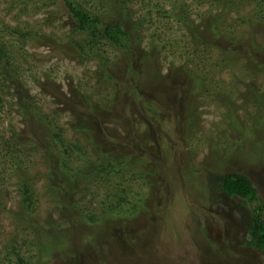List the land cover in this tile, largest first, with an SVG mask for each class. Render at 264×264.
<instances>
[{
	"label": "rangeland",
	"instance_id": "374dc122",
	"mask_svg": "<svg viewBox=\"0 0 264 264\" xmlns=\"http://www.w3.org/2000/svg\"><path fill=\"white\" fill-rule=\"evenodd\" d=\"M75 1L105 22L117 19L101 0ZM132 1L124 18L132 49L102 53L110 61L104 72L97 60L72 53L63 0H0V39L12 60L1 81L0 153L9 140L37 193L31 217H23L10 162L0 188V264H264L248 233L255 210L264 218V20L257 1L238 0L234 8L222 0ZM26 32L31 41L23 40ZM185 66L196 73L190 87L200 86L197 93H188ZM42 117L83 144L92 164L127 161L123 179H113L130 191L122 215L107 211V190L124 197L111 183L89 187L80 178L65 198L93 211L94 224L78 222L51 195L53 152L42 140ZM230 174L249 177L259 200L230 198L222 189Z\"/></svg>",
	"mask_w": 264,
	"mask_h": 264
},
{
	"label": "trees",
	"instance_id": "16d2710c",
	"mask_svg": "<svg viewBox=\"0 0 264 264\" xmlns=\"http://www.w3.org/2000/svg\"><path fill=\"white\" fill-rule=\"evenodd\" d=\"M31 1L35 0H23L24 4H28ZM55 1V0H53ZM67 5L69 11V17L71 19L72 25V34H71V50L72 53L81 57L84 61L97 60L100 63V69L107 70L110 66V61L105 57V55H101L102 53L106 54L107 49L120 51L125 55L129 54V51L132 49V33L128 31L125 24L126 19L129 16L125 11H127V3L133 2L132 0H101L102 7L106 9V13L116 14L117 19L109 22H105L103 16H97L95 12H91L87 7L83 4L76 2L75 0H63ZM224 1L225 6H234L237 3V6L241 3L238 0H222ZM259 7V12L261 18L264 20V0H256ZM174 3H172L173 5ZM177 5V3H176ZM114 7L115 12L112 10ZM118 10V11H117ZM120 17V15H122ZM124 19V20H123ZM181 19L187 22L189 20L185 14L181 16ZM138 26H141L138 23ZM21 35L18 33V36ZM83 35V39H75L74 36ZM23 40L25 42L31 41L32 33L26 32L22 35ZM205 42V41H203ZM154 44V43H152ZM228 54V53H227ZM8 48L5 42L0 39V108L3 106V98L1 97V81L5 77V71L11 68V58L9 56ZM187 73L186 84L187 89L189 88V95L191 93H197L200 89L198 87H190V80H194L196 73L193 72V69H190L188 66L184 67ZM132 73L133 71L129 69ZM109 79H113L112 76H107ZM198 80L195 79L194 82ZM201 81L200 83H202ZM139 91L137 89L134 90V93L138 95ZM150 112L153 114H157L158 110L154 106L146 103L145 104ZM151 113V114H152ZM44 127H48L47 132L43 135L42 138L43 143H46L48 147V151L53 152V167L48 172V178H50L49 186L51 195L55 199H61L60 203H63L65 209L71 210L70 212L74 213V218L81 222L82 224H94L96 223V219L94 218L93 211H87L86 208L82 210H76L75 207H78L77 203L70 202L69 200H65L66 197L71 196L74 189V184L78 183V180L82 178V181L88 182L90 184L89 187L93 185V182H97L103 184V182L111 183L114 186L115 191L118 192V189H121L119 186H123L120 181L113 180L114 178L121 177L123 179V175L125 176V168H126V160L123 158L118 160V164H115V161L107 160L106 163H95L92 164L91 160H86V151L84 149L83 144L77 141H68L64 137V133L59 123L56 120H49L46 117H42ZM15 138V137H14ZM48 143L50 144L48 146ZM11 143L9 140L6 141L4 139L3 145L7 148L5 151L7 154L1 155L0 153V188L7 183V179L4 177L3 170L6 166L10 165V162H13V165H16V170L19 173L17 176L19 178L17 184V193L19 196V207L22 212L23 217L30 218L31 213L35 210L37 204V193L36 188H34V181L29 176V171L25 168V160L23 157L16 156V152L12 153L10 151ZM49 147L52 148L49 150ZM111 154L110 152H105L104 156ZM48 157L52 160L51 154ZM23 160L20 161V160ZM124 159H127L124 157ZM139 161V159H136ZM77 162L74 165V162ZM115 162V163H114ZM49 163L48 165H50ZM88 171V173H86ZM90 171V172H89ZM151 173L154 174L155 171L151 170ZM57 178V179H56ZM56 180V182H55ZM55 182V183H54ZM54 183V184H53ZM124 189V190H123ZM120 190V193L123 196L113 195L111 191L112 189L107 190V203H108V213H119L121 214L122 206L121 204L127 203L129 204V193L130 191L126 188ZM223 191L230 198H238L243 201H258V191L254 186L253 182L249 177L242 174H230L226 175L222 182ZM115 198L117 202L114 206L110 205L111 200ZM129 202V203H128ZM139 203V202H138ZM142 203V201H141ZM144 205V204H143ZM140 209L141 204L138 205ZM137 206L133 207L134 210H137ZM80 207H82L80 205ZM92 208V207H90ZM106 211V213H107ZM248 233L250 239V245L262 252H264V218L262 216L261 210H255L253 215L251 216V221L248 225ZM66 247L65 241L63 242V247ZM49 251V249L47 250ZM17 258L21 259V254L16 255ZM23 264V262H21Z\"/></svg>",
	"mask_w": 264,
	"mask_h": 264
}]
</instances>
